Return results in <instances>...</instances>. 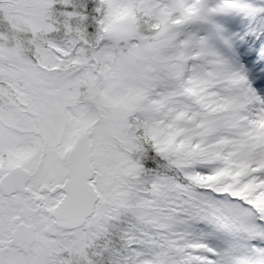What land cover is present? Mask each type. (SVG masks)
<instances>
[{
    "label": "snow or ice",
    "instance_id": "1",
    "mask_svg": "<svg viewBox=\"0 0 264 264\" xmlns=\"http://www.w3.org/2000/svg\"><path fill=\"white\" fill-rule=\"evenodd\" d=\"M0 264H264V0H0Z\"/></svg>",
    "mask_w": 264,
    "mask_h": 264
}]
</instances>
